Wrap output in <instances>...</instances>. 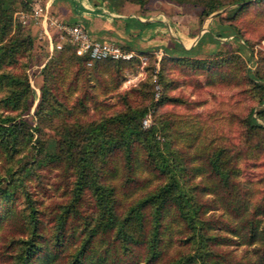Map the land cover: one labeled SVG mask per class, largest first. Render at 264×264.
Returning <instances> with one entry per match:
<instances>
[{"label": "trees", "instance_id": "obj_1", "mask_svg": "<svg viewBox=\"0 0 264 264\" xmlns=\"http://www.w3.org/2000/svg\"><path fill=\"white\" fill-rule=\"evenodd\" d=\"M258 1L231 3L240 11ZM212 3L205 14L219 7ZM11 29V0H0V105L10 111L0 113V160L13 164L0 174V264H264V188L251 198L239 178L238 153L189 136L180 120L157 114L170 96L135 103L130 97L139 91L130 88L115 90L118 103H112L88 85L72 100L77 79L100 78L104 67V58L76 54L72 44L59 46L44 65L35 119L29 120L24 115L34 91L28 78L3 68L16 66L32 39L21 26L8 37ZM229 37L247 49L234 23L214 19L190 46L176 42L163 50L192 57L204 43ZM244 71L264 104V77ZM263 109L252 107L245 116L253 131L264 130ZM150 111L154 118L145 126ZM56 116L62 118L54 125L59 137L49 151L43 121ZM238 242L258 244L236 254Z\"/></svg>", "mask_w": 264, "mask_h": 264}, {"label": "rangeland", "instance_id": "obj_2", "mask_svg": "<svg viewBox=\"0 0 264 264\" xmlns=\"http://www.w3.org/2000/svg\"><path fill=\"white\" fill-rule=\"evenodd\" d=\"M212 2L219 7L205 14V4ZM231 2L11 0L12 29L8 37L13 35L16 26H21L23 34L32 39V45L19 56L16 66H6L3 70L26 74L34 93L29 115L24 116L29 120L35 119L32 114L43 83V67L58 53L59 46L72 44L75 51L68 29L73 24L80 25L90 38L109 42L131 55L92 58H104L100 78L91 73L80 76L77 79L79 87L71 94L72 100L82 91V86L88 85L92 86L90 90L97 93L100 100L112 103H118L115 90L120 93L130 88L139 91L137 97H130L135 103L148 104L151 97L155 101L162 95L173 97L157 110V114L180 120L181 127L189 136L197 135L204 143L222 145L228 152L238 153L239 178L243 185L251 188V198L254 199L264 188V183L259 182V178L264 176V130L250 129L245 116L250 108L260 110L264 104L259 102L261 89L245 76L244 68L264 77V0L249 3L240 11H236L237 4ZM36 4L43 8V15L34 14ZM214 19L234 23L247 41V49L240 50L237 41L229 37L218 43H204L196 56L165 54L163 48L172 47L176 42L190 46L196 35L207 30ZM250 52L251 59L248 58ZM94 63L88 65V70H92ZM67 66L70 73L72 64L67 63ZM121 107L119 103L114 108ZM8 112L0 105V113ZM102 113L104 108L97 109L96 116ZM81 118L89 119L85 115ZM153 118L150 111L143 118V125H149ZM61 120L60 116H56L54 120L43 121L41 133L47 139L49 151L54 150L59 137L54 125ZM11 162L7 158L0 160V174L13 166ZM15 234L12 232L10 235ZM257 244L235 243L234 252L249 254Z\"/></svg>", "mask_w": 264, "mask_h": 264}, {"label": "built area", "instance_id": "obj_3", "mask_svg": "<svg viewBox=\"0 0 264 264\" xmlns=\"http://www.w3.org/2000/svg\"><path fill=\"white\" fill-rule=\"evenodd\" d=\"M34 14L43 15V8L36 4L34 6ZM44 17H46V13ZM68 31L70 38L75 43V52L79 55L89 54L91 58H102L107 55L114 57H129L131 55L109 42L90 38L78 24H73Z\"/></svg>", "mask_w": 264, "mask_h": 264}]
</instances>
